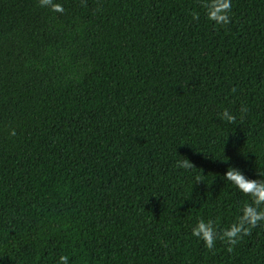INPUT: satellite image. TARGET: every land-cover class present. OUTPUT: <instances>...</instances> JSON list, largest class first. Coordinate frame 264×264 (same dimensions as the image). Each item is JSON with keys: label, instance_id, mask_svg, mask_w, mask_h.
<instances>
[{"label": "trees", "instance_id": "16d2710c", "mask_svg": "<svg viewBox=\"0 0 264 264\" xmlns=\"http://www.w3.org/2000/svg\"><path fill=\"white\" fill-rule=\"evenodd\" d=\"M56 2L0 0V264H264V222L191 234L249 201L229 165L264 178V0Z\"/></svg>", "mask_w": 264, "mask_h": 264}, {"label": "clouds", "instance_id": "9594fccd", "mask_svg": "<svg viewBox=\"0 0 264 264\" xmlns=\"http://www.w3.org/2000/svg\"><path fill=\"white\" fill-rule=\"evenodd\" d=\"M41 7H48L51 11L63 13V6L56 0H39ZM199 6L205 12L208 20L219 25H227L231 22L229 13L232 9L231 0H199ZM193 19H199V12H192ZM235 92L236 89H231ZM248 112L246 106L240 108V120L243 121ZM219 117L229 124H237V116L228 109H224L219 113ZM10 135H15V130H11ZM227 161V160H225ZM194 163L187 157L177 161V167L190 170L194 167ZM264 177V173H260ZM223 179L230 181L235 185L241 193L249 197L235 220L227 227L221 228L219 224L212 220L199 218L192 228V236L203 241L205 247L212 251L216 247V242L227 245V251L231 253L234 247L245 237L252 234V230L261 222H264V178L251 179L247 178L243 172L231 165L223 175ZM203 181L199 176L195 178V182ZM57 264H69V257L61 255Z\"/></svg>", "mask_w": 264, "mask_h": 264}]
</instances>
